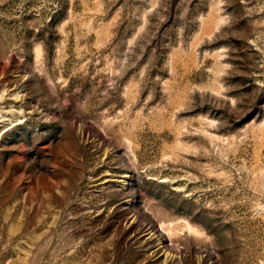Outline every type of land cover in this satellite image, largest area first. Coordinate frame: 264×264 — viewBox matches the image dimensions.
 Here are the masks:
<instances>
[{"label": "rangeland", "instance_id": "rangeland-1", "mask_svg": "<svg viewBox=\"0 0 264 264\" xmlns=\"http://www.w3.org/2000/svg\"><path fill=\"white\" fill-rule=\"evenodd\" d=\"M0 264H264V0H0Z\"/></svg>", "mask_w": 264, "mask_h": 264}]
</instances>
